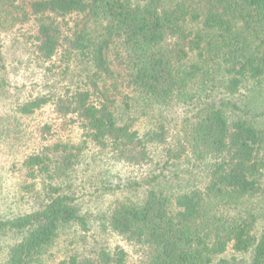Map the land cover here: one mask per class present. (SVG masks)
Listing matches in <instances>:
<instances>
[{
	"label": "trees",
	"instance_id": "16d2710c",
	"mask_svg": "<svg viewBox=\"0 0 264 264\" xmlns=\"http://www.w3.org/2000/svg\"><path fill=\"white\" fill-rule=\"evenodd\" d=\"M3 21H33L34 52L48 61L62 48L87 69L85 82L52 98L38 96L19 107L31 114L53 102L70 116L86 139L108 148L130 164L150 160L148 145L164 141V127L140 134L117 122L99 82L112 78L154 106L185 94L202 71L198 58L217 63L223 84L235 99L197 98L184 119L183 139L199 160H210L208 183L170 199L150 185L140 203L115 202L104 218L110 230L143 248L142 264H211L231 243L235 252L252 251L251 264H264V230L252 233L254 217L224 221L207 200L223 205L254 195L264 172V0H0ZM1 23V20H0ZM111 56V59L108 57ZM204 71V69H203ZM80 147L53 142L23 162L31 177L43 176L45 198L33 211L0 219V236L15 235L5 264H38L61 227L86 226L84 216L56 181L73 167ZM169 158L179 152L167 149ZM151 181H155L152 179ZM148 183V182H146ZM126 252L99 247L90 256H71L65 264H125ZM216 264H237L234 257Z\"/></svg>",
	"mask_w": 264,
	"mask_h": 264
},
{
	"label": "rangeland",
	"instance_id": "374dc122",
	"mask_svg": "<svg viewBox=\"0 0 264 264\" xmlns=\"http://www.w3.org/2000/svg\"><path fill=\"white\" fill-rule=\"evenodd\" d=\"M0 20V219L33 211L45 198L46 179L41 175L31 177L23 164L30 154L53 142L78 145L80 151L73 167L56 184L74 198L86 226L61 227L38 264H65L71 256H90L99 247L113 250L116 246L125 250V264H142L143 248L110 230L104 218L117 201L140 203L150 185L170 199L171 208H175V196L180 192L202 189L209 180L210 160L196 159L188 151L181 132L184 119L194 112L197 98L235 99L241 104L244 88L234 95L228 94L223 87L227 74L217 63L207 60V56L201 59L195 52L190 54L189 61L199 63L204 71L184 91L197 97L193 100L179 97L166 106H154L138 99L119 81L101 80L100 91L111 101L118 123L128 124L140 134L164 127V141L148 145V162L126 163L117 160L108 148L86 139L77 122L71 121L70 116L58 115L52 101L31 114L19 112V107L30 99L52 96L54 100L65 87L83 86L87 69L74 54L62 48L51 60L38 58L32 39L33 21L9 23L1 17ZM258 122L264 128V115ZM167 149L180 151L179 157L169 158ZM217 202L207 200V207L223 221L252 215V233L258 238L264 230V172L254 195L240 198L237 204ZM15 241L11 233L0 236V264H5L8 247ZM252 251L235 252L230 243L211 264L232 257L237 264H251Z\"/></svg>",
	"mask_w": 264,
	"mask_h": 264
}]
</instances>
